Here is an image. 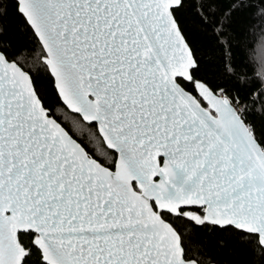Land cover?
<instances>
[{
	"label": "snow or ice",
	"instance_id": "obj_1",
	"mask_svg": "<svg viewBox=\"0 0 264 264\" xmlns=\"http://www.w3.org/2000/svg\"><path fill=\"white\" fill-rule=\"evenodd\" d=\"M12 6L38 48L20 61L0 0V264H219L209 233L264 264V0Z\"/></svg>",
	"mask_w": 264,
	"mask_h": 264
},
{
	"label": "trees",
	"instance_id": "obj_2",
	"mask_svg": "<svg viewBox=\"0 0 264 264\" xmlns=\"http://www.w3.org/2000/svg\"><path fill=\"white\" fill-rule=\"evenodd\" d=\"M4 2L8 5L7 15L4 18V24L6 25L8 31L11 33V39L14 42L15 48L20 50V61L22 63H24L25 61L31 63V57L34 54L31 53L30 50L38 48L37 42L32 37L30 30L24 31V28L26 27L24 25V21L17 14L15 7L12 6L14 4V0H4ZM178 16L185 23L186 35L189 37L190 42L193 44L198 56L203 61L201 72L199 73L200 77L208 79L213 84L224 83V81L221 79L223 68L219 59L211 51V40L197 31L187 13H180L178 14ZM251 47L254 48L255 44H251ZM242 59L243 58L241 54L237 53V64H240L242 62ZM40 83L48 93V105L50 107L55 106L54 110H56L59 105L57 104L56 97L52 92L49 84L47 83V80L41 78ZM61 120H63V116H61ZM84 141L85 143H87L86 140ZM90 145L91 144H89L88 147L91 152L94 153L93 150L97 151V145L92 144L93 149L90 148ZM100 148L107 150L104 145H101ZM107 151L110 152V150ZM205 242L207 244V251L209 256L214 257L217 261H219V264H257V257L251 253L218 249L215 243V238L211 233L207 235Z\"/></svg>",
	"mask_w": 264,
	"mask_h": 264
},
{
	"label": "rangeland",
	"instance_id": "obj_3",
	"mask_svg": "<svg viewBox=\"0 0 264 264\" xmlns=\"http://www.w3.org/2000/svg\"><path fill=\"white\" fill-rule=\"evenodd\" d=\"M64 122L68 125L69 128L71 127V123H70V121H64ZM83 139L87 141V137H83ZM100 146H101V145H99V147H100ZM97 147H98V146H97ZM90 148L93 149V145H92V144L90 145ZM93 151H94V153H97V151H95V150H93ZM97 155H98V153H97ZM99 157L102 158V159H104L103 156H99Z\"/></svg>",
	"mask_w": 264,
	"mask_h": 264
},
{
	"label": "water",
	"instance_id": "obj_4",
	"mask_svg": "<svg viewBox=\"0 0 264 264\" xmlns=\"http://www.w3.org/2000/svg\"><path fill=\"white\" fill-rule=\"evenodd\" d=\"M106 147V146H105ZM111 151V150H110Z\"/></svg>",
	"mask_w": 264,
	"mask_h": 264
}]
</instances>
